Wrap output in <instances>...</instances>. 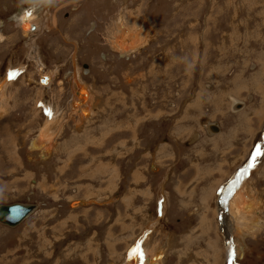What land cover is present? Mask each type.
Here are the masks:
<instances>
[{"label": "rangeland", "instance_id": "rangeland-1", "mask_svg": "<svg viewBox=\"0 0 264 264\" xmlns=\"http://www.w3.org/2000/svg\"><path fill=\"white\" fill-rule=\"evenodd\" d=\"M48 8L50 16L0 0V83L21 69L0 108V204L39 206L16 229L0 224V264H130L152 224L149 247L180 238L163 264H226L227 242L233 264H264V225L255 224L264 208L249 217L241 252L222 200L241 169L264 199V0H58ZM27 10H43L48 29L57 16L60 31L26 38L12 18ZM122 16L147 39L123 57L109 41ZM43 73L54 77L49 88ZM84 84L94 97L87 124L72 109ZM233 98L242 111H232ZM47 106L60 116L46 161L32 144ZM203 117L221 132L208 136ZM222 134L225 143H206ZM198 160L210 164L195 168Z\"/></svg>", "mask_w": 264, "mask_h": 264}, {"label": "bare ground", "instance_id": "bare-ground-1", "mask_svg": "<svg viewBox=\"0 0 264 264\" xmlns=\"http://www.w3.org/2000/svg\"><path fill=\"white\" fill-rule=\"evenodd\" d=\"M30 10V9H29ZM33 11V10H32ZM28 12V10H27ZM24 13L18 18V20L20 19V21L22 20V23H24V27H23V35L27 38L28 35L26 33H29V31L31 32V26L33 24H35V26L37 27V30L39 29V27L41 26L40 25V22L43 20L42 19V11H37V12H33L32 13V16L30 19L26 18L25 16H23ZM44 18V17H43ZM35 19V20H34ZM35 21V22H34ZM122 23H118L117 24V29L114 30L115 32L113 33H110L111 34V37L109 38V41H110V44H111V47L114 49V51H117L119 52V54L123 57V56H127V55H131V54H136L137 52H139L140 50L143 49V47H145L146 43H147V39H145L144 35L139 31L140 29H137L136 27H133L131 28L129 25H128V22L126 21V19H124V17L122 16L121 17V20H120ZM119 21V22H120ZM55 23V22H54ZM136 26V25H135ZM138 27V26H137ZM41 29V27H40ZM33 31L36 30L32 28ZM42 30V29H41ZM38 33V32H37ZM3 40V37L0 35V41ZM1 43V42H0ZM78 49V48H77ZM255 66L253 65V68ZM55 71V70H54ZM58 71V70H57ZM17 73H21V69L17 70ZM16 73V75H17ZM44 74V73H43ZM58 74V73H57ZM13 76L11 79L7 80V81H1L0 83V108L3 110L6 108V104L3 102L4 99L7 97V86L9 85V82L13 81V79L16 77ZM21 75V74H20ZM45 75V78H46V82L44 84L48 85V88L51 87L52 83H53V80H54V77L51 76L50 74H44ZM78 76V75H77ZM53 77V78H52ZM9 78V77H8ZM73 78V77H72ZM75 78L77 79V77L75 76ZM79 78V77H78ZM83 78V77H82ZM74 79V78H73ZM75 80V79H74ZM78 81V80H77ZM82 81V80H81ZM80 81V82H81ZM32 82V81H31ZM79 84V82H78ZM12 87H13V84H11ZM15 86V85H14ZM10 87V86H9ZM47 88V87H46ZM86 88H89L87 87L85 84L83 85V88L80 90L78 88V90H80L79 92L74 93L76 99L74 98L73 99V111L75 114L79 115L80 117V120L84 123H90L93 119H94V114L93 113V103H92V99L94 98L93 97V93L90 95L89 93H86ZM9 89V88H8ZM90 89V88H89ZM93 90V89H92ZM73 94V93H72ZM93 97V98H92ZM86 98V101H84V99ZM237 102H241L235 98H233V106H232V111H234L235 113H237L238 111H242L246 104L244 102H242L243 106L242 108H235V104ZM104 103V102H103ZM71 105V104H70ZM79 105H82V106H79ZM195 105H198V104H195ZM72 107V106H71ZM194 107V106H193ZM50 114H48V117H47V121L45 122V125L43 126V128H41V132H40V135L38 138H41V140H35L33 142V148H37V146L39 145V149H40V152L41 154L39 155L42 160H46L47 161V158L49 157V155L52 154V150H51V147H52V144H51V141H52V131H55L54 130V125H55V122L56 120L59 118L60 116V111L57 110L56 113L52 112L54 111L51 108H49V106H47ZM59 109V108H58ZM47 110V111H48ZM64 110V109H63ZM102 110V109H101ZM189 110V109H188ZM221 110V109H220ZM91 111V112H90ZM73 113V112H72ZM243 113H246V112H243ZM63 114V113H62ZM72 115V114H71ZM64 116V115H63ZM92 116V118H91ZM246 115H241L242 118H245L246 119ZM72 117L75 119L76 117L74 115H72ZM65 118V117H64ZM91 118V119H90ZM73 119V120H74ZM90 119V120H89ZM60 121V120H59ZM209 121V120H208ZM61 122V121H60ZM210 122V121H209ZM211 124V123H210ZM250 123H248L249 125ZM203 125V124H202ZM218 125V124H217ZM57 126V125H56ZM219 127V131L217 132H209L207 130V125H204V128L206 129L208 135L209 134H219L221 132V128L220 126L218 125ZM57 128V127H56ZM55 128V129H56ZM181 129L180 125H178V127H176V131L174 132L175 135L178 134L179 130ZM186 131V130H185ZM183 131V132H185ZM248 131V130H247ZM246 131V132H247ZM187 132V131H186ZM255 134V132L252 130L250 135ZM57 133V132H56ZM180 133V132H179ZM196 135V134H195ZM246 135V134H245ZM249 135V134H248ZM55 136V135H54ZM182 136V135H181ZM232 136V135H231ZM197 137V136H196ZM195 137V138H196ZM211 137V136H210ZM180 138V136H179ZM196 140V139H195ZM224 140H226V135L222 134L220 136H212V139L210 141H206V143H209L210 145H214V146H218L220 145L219 142H223ZM37 141L39 144H37ZM193 142V141H192ZM225 143V142H223ZM194 144V142L192 143ZM45 145V146H44ZM55 145V143H54ZM202 145V144H201ZM213 146V147H214ZM200 148V145L198 147V149ZM245 148V147H244ZM39 150H37L38 152ZM214 151V150H213ZM32 153V152H31ZM34 153V152H33ZM162 153V152H161ZM248 153H249V150H248ZM197 154V152H196ZM201 154H203L202 156H204V153L201 152ZM37 155V154H35ZM54 155V154H53ZM198 156V155H197ZM201 156V155H200ZM212 156V155H211ZM222 156V155H221ZM38 157V156H37ZM52 158V157H51ZM199 158V156H198ZM219 158H222V157H219ZM224 158V157H223ZM203 159V158H202ZM221 164V163H220ZM262 166L264 165V161L263 163H261ZM218 165V164H217ZM222 166V165H220ZM260 166V165H259ZM209 167V166H208ZM211 167V166H210ZM196 168V167H195ZM216 168V169H215ZM214 169L216 170L215 173H218L217 170H218V166H216ZM206 171V170H205ZM213 171V170H212ZM208 172V171H207ZM214 172V171H213ZM199 175V174H198ZM202 175V174H201ZM200 176V175H199ZM198 176V177H199ZM249 176V171H245L243 170L240 175H239V178L237 179H234L232 182H228L226 183V189L225 191H223V197H222V200L225 202V209L228 208V212L229 214L231 215V218L233 220V225H234V230H235V235L234 236H237V238L235 237V243H234V247H236L237 250L239 251H244L245 249V237L248 236V235H251L252 232H253V228H251V221H250V216H256V217H259L261 218V214L263 212V208H264V199L262 197H256L255 195H252L255 191L252 190V186L250 187L249 186V181L247 180ZM225 177V176H224ZM205 178V177H204ZM247 180V181H246ZM220 181V180H219ZM236 182V183H233V182ZM181 183V182H180ZM219 184V183H218ZM251 184V183H250ZM253 185V184H252ZM181 186V185H180ZM177 188V187H176ZM231 189V192L228 191V189ZM224 189V188H223ZM180 191V188L178 189ZM206 190V189H205ZM214 190V189H213ZM226 191H227V195L226 194ZM257 191V190H256ZM219 192V191H217ZM186 192H184V195H185ZM213 193V192H211ZM251 193V194H250ZM264 193V192H263ZM150 194V193H149ZM209 194V193H208ZM215 194V193H214ZM188 196V195H186ZM204 196V195H203ZM214 196V195H213ZM189 197V196H188ZM205 197V196H204ZM147 198V197H146ZM182 198V197H181ZM184 198V197H183ZM187 198V197H186ZM206 198V197H205ZM94 199V198H93ZM111 200V199H110ZM88 201V200H87ZM105 201V200H104ZM205 201V200H204ZM208 202V201H207ZM182 203V201H181ZM206 203V202H205ZM167 204V203H166ZM223 206V205H222ZM222 206L220 205V213L222 211ZM37 208L34 209V211L32 213H30L28 215V217H26L22 222H20L19 224H17L16 226H10V225H7V224H4V223H1V225L3 226H6V227H9V228H12V229H16L18 227H20L21 225H23L27 219H29L31 216L34 215V213H36L37 209H39V206L36 205ZM167 207H168V204H167ZM138 211V210H137ZM142 212V211H141ZM226 212V210H225ZM226 214V213H225ZM227 216V215H226ZM262 220V219H261ZM257 220L255 222V224L257 225V229H261L264 225V222L263 220ZM202 223L205 224V217L202 216ZM157 227L154 226V224L152 225H148V228H146V232H145V235L144 237H141L140 239H138V241L133 244V247L136 246L138 243L140 244V248L143 252V261H141V259L139 258V256H130L128 257V262L130 263L131 260L132 262L130 264H163V259H164V255H168L169 256V250L171 252H173V249L175 248L174 246H176L178 243H176V241L180 238H177V236L175 234H171L172 236V242L170 241V238L166 240V244H164V242L160 241L159 244L158 242L155 244V241H154V246H151L149 247L148 245V242L150 241V239L153 237L151 236L152 233H154L155 229ZM264 228V227H263ZM205 229V228H204ZM210 229V228H209ZM262 230V229H261ZM165 234V233H164ZM234 234V233H233ZM256 234V233H255ZM133 235V234H131ZM153 235V234H152ZM254 236V235H253ZM183 238V237H182ZM121 239V238H120ZM137 239V238H136ZM164 239V238H163ZM176 243V245H175ZM184 243V242H183ZM231 244V243H229ZM157 245V246H156ZM169 247L168 250H166V248ZM111 249V248H110ZM168 253V254H167ZM234 253V251H233ZM243 254V253H242ZM123 256V255H122ZM125 257V256H124ZM127 257V256H126ZM132 257V258H131ZM131 258V259H130ZM167 258V257H166ZM125 260L127 258H124ZM123 260V259H122ZM168 260V259H167Z\"/></svg>", "mask_w": 264, "mask_h": 264}, {"label": "water", "instance_id": "water-1", "mask_svg": "<svg viewBox=\"0 0 264 264\" xmlns=\"http://www.w3.org/2000/svg\"><path fill=\"white\" fill-rule=\"evenodd\" d=\"M35 28V27H33ZM46 82V79L42 80ZM242 102H237L235 104V108H242ZM209 119L203 117L202 124L207 125V130L210 132H217L219 131V127L216 123H211L208 121ZM222 197V196H221ZM37 208L35 204L31 203H22V202H14L11 204H0V222L10 225L16 226L20 222H22L30 213ZM229 242H227V264H231L234 258V254L232 249L229 248Z\"/></svg>", "mask_w": 264, "mask_h": 264}, {"label": "flooded vegetation", "instance_id": "flooded-vegetation-1", "mask_svg": "<svg viewBox=\"0 0 264 264\" xmlns=\"http://www.w3.org/2000/svg\"><path fill=\"white\" fill-rule=\"evenodd\" d=\"M56 5V4H55ZM29 6V5H28ZM76 6H78V5H76ZM30 7V6H29ZM39 8H41V9H43L45 12H46V14H47V16H50V10H49V8H48V6L47 7H39ZM78 9V8H77ZM43 10H39V11H43ZM17 15H20V13L19 14H16L12 19L14 20V22H18L22 27H23V25H24V23H22V20L20 21V19L18 20V18L22 15H20V16H17ZM51 19H53V16L51 17ZM35 20V19H34ZM58 18H57V16L55 17V20H53L52 21V24L50 25L49 24V26H52V27H50V29H48V27H42V25L40 26L41 27V29H40V27H39V29L37 30V27H36V30L35 31H33L32 30V26L33 25H35V24H33L32 26H31V33H33V34H41V32H43L45 29L47 30V31H52V30H59L60 31V26H59V23H58ZM35 22V21H34ZM55 22V23H54ZM73 22H74V20H73ZM96 29H93V30H91V32H93V31H95ZM23 33H24V31L23 30H21ZM38 32V33H37Z\"/></svg>", "mask_w": 264, "mask_h": 264}, {"label": "crops", "instance_id": "crops-1", "mask_svg": "<svg viewBox=\"0 0 264 264\" xmlns=\"http://www.w3.org/2000/svg\"><path fill=\"white\" fill-rule=\"evenodd\" d=\"M122 99H123V97H122V95H120L118 98H116V101L117 102H119L121 105H123V102H122ZM97 100V99H96ZM100 101V100H99ZM95 102H97V101H95ZM101 102V105H103L104 106V108L105 107H107V105H108V99L107 98H105V99H103L102 101H100ZM104 102V103H103ZM95 106H96V104H95ZM93 108V107H92ZM103 110V109H102ZM102 110H98V111H101L102 112ZM97 111V112H98ZM104 111V110H103ZM105 112V111H104ZM117 112V111H116ZM115 114V113H114ZM116 116V115H115ZM116 119V118H115ZM115 125H116V127L118 128L119 127V125L117 124V121L115 120ZM116 128V129H117ZM205 131V130H204ZM206 132V131H205ZM195 135V134H194ZM208 135V134H207ZM218 135V134H217ZM209 136V135H208ZM37 144H39L38 143V141H37ZM32 148H33V144H32ZM198 149V148H197ZM206 150L209 152H211V150H209L207 147H206ZM208 160V159H207ZM206 160V162H204V164H203V161H201V160H198L199 161V163L198 164H196L195 165V167H197V166H200V165H205V164H210L208 161ZM212 165V164H211ZM224 174V173H223ZM201 185L203 186V187H206V185H207V183H208V180H203L202 178H201ZM211 183H213V182H211ZM222 184H225L224 183V181L220 184V186H219V188H218V191L220 190V188H221V186H222ZM207 188V187H206ZM208 189H210L211 191H212V189L211 188H208ZM216 194H217V192H216ZM168 195H164V203L166 202L167 203V201H168ZM6 204H8V203H6ZM145 204H148V202L146 201L145 202ZM148 208V207H147Z\"/></svg>", "mask_w": 264, "mask_h": 264}, {"label": "snow or ice", "instance_id": "snow-or-ice-1", "mask_svg": "<svg viewBox=\"0 0 264 264\" xmlns=\"http://www.w3.org/2000/svg\"><path fill=\"white\" fill-rule=\"evenodd\" d=\"M24 16L26 18L30 19L31 16H32V12L31 11L26 12V13H24ZM15 75H16V73H14V72L13 73H9V79H11ZM46 114H50V113H46ZM257 155H259V151H257ZM255 159H256V157H253V161H255ZM249 167H254V164L249 165ZM245 171H247V169H245ZM233 183H236V182L234 181ZM221 191H223V189ZM228 191L231 192V189L229 188ZM222 203H223V201H222ZM129 255L130 256H139L141 261H143V258H144L143 257V252H142V250L140 248V244L139 243L131 249Z\"/></svg>", "mask_w": 264, "mask_h": 264}, {"label": "clouds", "instance_id": "clouds-1", "mask_svg": "<svg viewBox=\"0 0 264 264\" xmlns=\"http://www.w3.org/2000/svg\"><path fill=\"white\" fill-rule=\"evenodd\" d=\"M22 4H28L30 7L39 8V7H47L54 6L58 3V0H21Z\"/></svg>", "mask_w": 264, "mask_h": 264}]
</instances>
